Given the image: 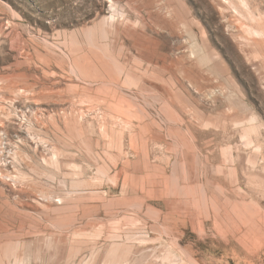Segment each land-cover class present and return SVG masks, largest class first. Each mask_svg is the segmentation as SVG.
<instances>
[{
	"label": "rangeland",
	"instance_id": "rangeland-1",
	"mask_svg": "<svg viewBox=\"0 0 264 264\" xmlns=\"http://www.w3.org/2000/svg\"><path fill=\"white\" fill-rule=\"evenodd\" d=\"M0 264H264V0H0Z\"/></svg>",
	"mask_w": 264,
	"mask_h": 264
},
{
	"label": "bare ground",
	"instance_id": "bare-ground-1",
	"mask_svg": "<svg viewBox=\"0 0 264 264\" xmlns=\"http://www.w3.org/2000/svg\"><path fill=\"white\" fill-rule=\"evenodd\" d=\"M253 33L260 36L263 34L259 29L253 30Z\"/></svg>",
	"mask_w": 264,
	"mask_h": 264
}]
</instances>
